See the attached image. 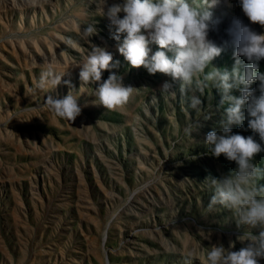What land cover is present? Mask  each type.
I'll use <instances>...</instances> for the list:
<instances>
[{"label":"rangeland","instance_id":"rangeland-1","mask_svg":"<svg viewBox=\"0 0 264 264\" xmlns=\"http://www.w3.org/2000/svg\"><path fill=\"white\" fill-rule=\"evenodd\" d=\"M189 3L202 6V0ZM207 10L218 21L208 38L223 50L205 73L212 66L231 71L237 57L226 30L232 21L257 33L264 27L248 20L239 0H218ZM97 11L92 0H0V264H186L189 252L190 264H205L212 245L239 250V235L248 230L237 227L234 213L218 205L203 214L213 194L207 178L236 168L223 155L213 157L205 143L208 131H220L228 106L220 104L221 92L210 82L198 90L203 75L181 91L164 74L131 67L117 50L114 28ZM87 23L97 30L89 39L82 35ZM93 45L113 56L115 66L102 71V80L116 73L134 87L122 107L92 104L96 85L81 83L79 68L71 66ZM149 47L158 50L155 43ZM48 71H65L50 91L38 87ZM166 80L173 84L168 93L160 89ZM69 91L82 107L73 122L55 117L45 103L48 95ZM193 94L202 101L197 109L189 106ZM196 121L198 130L186 135ZM243 125L230 127L259 142L246 119ZM253 162L264 168V152Z\"/></svg>","mask_w":264,"mask_h":264},{"label":"clouds","instance_id":"clouds-1","mask_svg":"<svg viewBox=\"0 0 264 264\" xmlns=\"http://www.w3.org/2000/svg\"><path fill=\"white\" fill-rule=\"evenodd\" d=\"M29 2L35 5L38 0ZM92 3L96 5L97 14L106 17L110 28H114L112 38L117 41V50L131 67L142 66L149 74H164L172 82L178 81L182 85L181 91L190 90L194 78L203 75V82L197 83L198 90L202 91L206 82H210L221 92L220 104L227 103L228 106L219 121L220 131H208L205 143L213 157L223 155L228 161L235 162L236 168L220 178H207L213 194L203 214L222 206L234 213L238 228L248 231L239 235L244 244L239 250L232 251L215 244L204 253V260L205 264H259V260L264 259V185L258 181L264 179V168L253 161L257 154L264 152V72L259 71V61L264 59V33H257L234 19L226 31L234 45L235 66L231 71L212 66L213 70L205 73L211 61L223 50L208 38L218 21L213 20L207 8L214 7L218 0H202L201 7H193L189 0H123L122 4L112 5H108L107 0H92ZM239 6L251 23L264 27V0H239ZM121 12L124 13L122 18L118 15ZM96 34L92 23L83 27L85 39ZM153 43L158 46L155 52L149 47ZM165 50L173 55L170 57ZM239 57L248 63L241 65ZM112 60V53L106 48L93 45L82 62L71 64L79 68L81 83L96 85L92 104L109 110L124 106L134 90L116 73H110L102 80V71L115 66ZM65 71L59 75L51 71L44 73L38 87L54 90ZM255 81L259 82L257 89L250 87ZM172 88L173 84L167 80L160 87L164 93ZM233 89H238L240 95H232ZM78 99L69 91L62 98L48 95L45 103L55 117L73 122L82 111ZM201 104L200 97L193 94L189 106L197 109ZM245 119L247 128L258 135L259 142L253 135L232 132L230 126L243 127ZM199 127V121L190 123L184 129L185 134L191 136ZM193 259L192 252L186 254V264Z\"/></svg>","mask_w":264,"mask_h":264}]
</instances>
